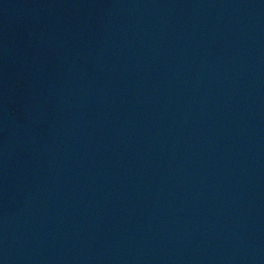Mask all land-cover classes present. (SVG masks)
<instances>
[{
	"label": "water",
	"instance_id": "water-1",
	"mask_svg": "<svg viewBox=\"0 0 264 264\" xmlns=\"http://www.w3.org/2000/svg\"><path fill=\"white\" fill-rule=\"evenodd\" d=\"M0 264H264V0H0Z\"/></svg>",
	"mask_w": 264,
	"mask_h": 264
}]
</instances>
